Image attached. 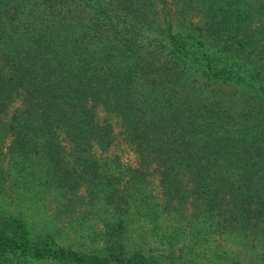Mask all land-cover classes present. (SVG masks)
Wrapping results in <instances>:
<instances>
[{
    "label": "trees",
    "instance_id": "obj_1",
    "mask_svg": "<svg viewBox=\"0 0 264 264\" xmlns=\"http://www.w3.org/2000/svg\"><path fill=\"white\" fill-rule=\"evenodd\" d=\"M48 262L264 264V0H0V264Z\"/></svg>",
    "mask_w": 264,
    "mask_h": 264
},
{
    "label": "rangeland",
    "instance_id": "obj_2",
    "mask_svg": "<svg viewBox=\"0 0 264 264\" xmlns=\"http://www.w3.org/2000/svg\"><path fill=\"white\" fill-rule=\"evenodd\" d=\"M104 113H101L99 115V119L103 120L104 119ZM112 123H114V120L112 121ZM115 125V124H114ZM118 132L119 129L115 128L114 129V133H115V137L113 139V142L111 144V146L108 148V150L106 152H104L102 155V157H108L111 158L113 156H116L119 158V160L121 162H123L124 164L130 165L131 167H136L138 165V157L135 154V152L131 149V147L127 146L122 140L121 137L118 136ZM5 163H4V167H5ZM156 183V181H154V184ZM153 184V186H154ZM156 192V191H155ZM47 217H46V222L42 221V223L44 224H48L47 221L48 220H52L53 217L60 215L61 213L54 207L53 203H50L47 206ZM42 218V217H41ZM40 218V219H41ZM44 218V217H43ZM42 218V219H43ZM62 218V217H60ZM32 222H37L39 225L38 227L35 228H40V226L42 225L41 221H36L35 220V216L31 218ZM57 224V227H60L61 224L63 223H58V221L55 223ZM70 242L69 240H67V243ZM221 244V246H225L227 248H230L232 251L236 252V253H241V258H243V256H247L248 258H251L252 254L251 253H247L244 250H242L238 245H236L234 242H230L229 239H225V238H220V239H216V241L214 243H212V246H217V244ZM83 248L86 251H91V248H99L100 245L95 244V246L88 244V243H83ZM40 264H51L50 262L48 263H40Z\"/></svg>",
    "mask_w": 264,
    "mask_h": 264
}]
</instances>
